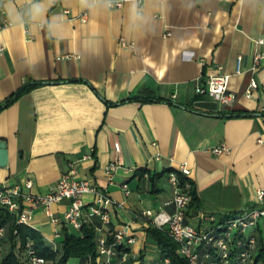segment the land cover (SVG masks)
<instances>
[{"label": "crops", "instance_id": "1", "mask_svg": "<svg viewBox=\"0 0 264 264\" xmlns=\"http://www.w3.org/2000/svg\"><path fill=\"white\" fill-rule=\"evenodd\" d=\"M40 4L43 11L34 15L28 0H0V104L24 83L34 84L0 109L7 150L0 183L29 179L27 191L44 194L73 162L78 178L116 201L111 223L92 217L96 237L128 225L135 238L128 249L132 264H164L146 229L153 213L173 211L168 177L180 174L181 162L203 205L197 215L186 214L194 226L253 204L255 191L264 188V64L253 74L249 67L255 50L264 53V42L255 44L264 39V0ZM218 65L236 97L212 109L202 102L213 101L192 92L194 82L205 81ZM252 75L259 87L246 97ZM131 96L136 99L126 100ZM219 144L226 150L212 152ZM111 161L118 164L109 181L104 167ZM82 198L89 202L93 194ZM67 205L63 199L50 209L61 218ZM30 212L29 226L59 250L66 225L51 222L41 206Z\"/></svg>", "mask_w": 264, "mask_h": 264}, {"label": "built area", "instance_id": "2", "mask_svg": "<svg viewBox=\"0 0 264 264\" xmlns=\"http://www.w3.org/2000/svg\"><path fill=\"white\" fill-rule=\"evenodd\" d=\"M139 4L142 0H135ZM123 0H107L109 7H120ZM82 13L81 19H85ZM264 39H256L255 44H261ZM123 46H130L131 42L120 38ZM3 46L0 45V51ZM68 55H65L67 57ZM264 64V53L255 50L252 56V63L249 67L253 74ZM241 71V57L236 58L235 72ZM229 74L222 70V66L216 67V73L209 74L205 81L196 80L193 85V92L196 97H203L211 100L217 106H230L236 94L228 88ZM259 85L254 75L250 76L248 85L244 89V95L250 97L252 90ZM175 96V95H173ZM261 125L264 129V114L261 115ZM260 141H262L260 139ZM115 150L118 151L119 144L115 142ZM224 144L214 146L212 152L218 154L226 150ZM159 158V155H156ZM117 161H111L105 165L104 170L109 181L113 178V172ZM178 170L182 175H187L189 169L186 162H181ZM169 180L173 184L171 203L173 211L170 213L157 212L150 216L149 223L163 230L178 245V253L184 256L189 264H261L256 259L259 249L264 248V188H258L253 195V204L225 217L220 222L206 226L205 229H198L186 221L185 209L190 199L187 185H179L176 173H170ZM31 180L20 183H0V206L11 216H14L17 223L29 225L32 208L41 206L44 213L50 217L53 223H62L78 229L82 222L92 220L96 217L101 225L110 222V210L117 204L106 190L100 189L95 183L78 178L75 175L73 162H68V168L63 171L56 183H53L44 194H33L27 191L31 187ZM121 187L125 195L129 193L126 183ZM93 194V199L85 202L82 198L84 193ZM66 199L68 205L61 218L51 212V205ZM29 202V206L24 205ZM142 215H148L142 210ZM98 229V226H95ZM3 227H0L2 235ZM111 238L100 235L96 237V264H132L129 257V246L135 238L129 231L128 225L115 228ZM30 264H44L41 256L33 254L32 250L27 253ZM168 264V259H164Z\"/></svg>", "mask_w": 264, "mask_h": 264}, {"label": "trees", "instance_id": "3", "mask_svg": "<svg viewBox=\"0 0 264 264\" xmlns=\"http://www.w3.org/2000/svg\"><path fill=\"white\" fill-rule=\"evenodd\" d=\"M33 83L26 82L19 89L13 92L8 98L0 104V109L7 106L12 100H15L20 94L27 92L33 87ZM136 99V97H128L126 100ZM231 115H242V113H231ZM142 174V171L139 172ZM179 185L181 187L187 185V190L190 195L189 202L185 209V215H197L201 211L203 205L197 194L194 183L185 175L178 174ZM223 218H216V222H220ZM186 221L188 219L186 218ZM215 221L212 222V224ZM0 227H3L0 241L8 240L9 247L3 254L0 255V264H30L28 261V251L32 250L33 254L41 256L44 259V264H72L73 260H77L76 264H96L97 248H96V229L95 223L92 220L82 222L78 229L73 231L68 230L66 226L61 228V247L59 250L47 245L42 234L33 227L17 223L14 216L9 215L0 206ZM198 229L205 227L195 226ZM147 235L152 238L157 245V249L168 259V264H189L188 260L178 253L177 243L170 238L163 230L149 223L146 229ZM112 236H108L110 239ZM262 236L259 241H262ZM19 242V245H17ZM16 247L21 249L22 256L16 253ZM256 259L261 260L264 264V248H260Z\"/></svg>", "mask_w": 264, "mask_h": 264}, {"label": "water", "instance_id": "4", "mask_svg": "<svg viewBox=\"0 0 264 264\" xmlns=\"http://www.w3.org/2000/svg\"><path fill=\"white\" fill-rule=\"evenodd\" d=\"M203 105L210 107L212 109H216L215 102H202ZM7 162V150H6V143L3 140H0V166H4Z\"/></svg>", "mask_w": 264, "mask_h": 264}, {"label": "clouds", "instance_id": "5", "mask_svg": "<svg viewBox=\"0 0 264 264\" xmlns=\"http://www.w3.org/2000/svg\"><path fill=\"white\" fill-rule=\"evenodd\" d=\"M29 4L31 5V12L34 15H39L41 14V12L43 11L41 4H40V0H28ZM86 2V0H85Z\"/></svg>", "mask_w": 264, "mask_h": 264}, {"label": "rangeland", "instance_id": "6", "mask_svg": "<svg viewBox=\"0 0 264 264\" xmlns=\"http://www.w3.org/2000/svg\"><path fill=\"white\" fill-rule=\"evenodd\" d=\"M9 241L8 240H2V241H0V255L1 254H3V252L4 251H6L7 249H8V247H9ZM19 245V242H17V245L16 246H18ZM16 253L20 256V255H22V251H21V249H18L17 247H16ZM22 256H20V258H21Z\"/></svg>", "mask_w": 264, "mask_h": 264}]
</instances>
